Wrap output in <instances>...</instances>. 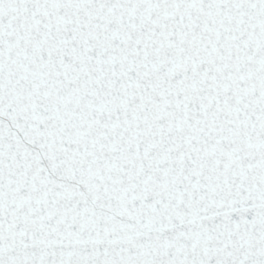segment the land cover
Returning <instances> with one entry per match:
<instances>
[{
  "label": "snow or ice",
  "instance_id": "1",
  "mask_svg": "<svg viewBox=\"0 0 264 264\" xmlns=\"http://www.w3.org/2000/svg\"><path fill=\"white\" fill-rule=\"evenodd\" d=\"M0 264H264V0H0Z\"/></svg>",
  "mask_w": 264,
  "mask_h": 264
}]
</instances>
